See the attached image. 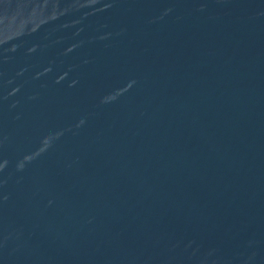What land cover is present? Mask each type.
<instances>
[{
  "label": "water",
  "instance_id": "95a60500",
  "mask_svg": "<svg viewBox=\"0 0 264 264\" xmlns=\"http://www.w3.org/2000/svg\"><path fill=\"white\" fill-rule=\"evenodd\" d=\"M243 0H0V264H221Z\"/></svg>",
  "mask_w": 264,
  "mask_h": 264
}]
</instances>
